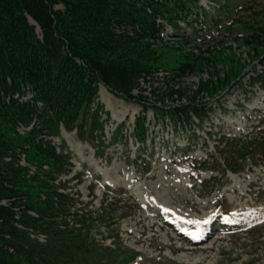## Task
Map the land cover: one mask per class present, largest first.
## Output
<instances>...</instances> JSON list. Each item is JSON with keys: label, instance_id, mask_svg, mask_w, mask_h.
<instances>
[{"label": "trees", "instance_id": "trees-1", "mask_svg": "<svg viewBox=\"0 0 264 264\" xmlns=\"http://www.w3.org/2000/svg\"><path fill=\"white\" fill-rule=\"evenodd\" d=\"M262 1L221 4L220 13L208 22L221 32L197 45L191 42L196 30L183 35L177 23L183 19L192 25L188 19L197 0H0V264L127 261L130 250L112 225L140 205L123 188L105 187L96 208L91 199L84 201L71 184L83 175L72 174L71 150L52 138L62 128L75 130L103 154L107 119L102 114L108 112L98 100L100 84L143 109L152 106L157 116L193 123V113L201 125L210 106L197 97L220 96L243 73L241 57L225 42L244 46L249 63L263 60ZM159 19L174 27L178 41L165 38V23ZM173 51L182 60L170 67L167 54ZM158 71L167 72L160 77L165 88L153 91L158 103L150 104L141 82L159 78ZM191 73L200 78L189 101L165 105L176 93L182 97L178 84ZM251 81L264 88L263 67ZM135 89L141 91L135 95ZM145 120L142 114L136 118L133 133L143 146ZM220 132L213 150L196 161L197 168L217 173L201 182L205 188L219 180L218 174L250 170L264 161V116L241 133ZM190 135L197 142L198 135ZM203 144L208 146L206 139ZM94 189L91 183L90 196ZM248 227L263 233L264 219ZM39 234L46 236L44 242Z\"/></svg>", "mask_w": 264, "mask_h": 264}, {"label": "rangeland", "instance_id": "rangeland-1", "mask_svg": "<svg viewBox=\"0 0 264 264\" xmlns=\"http://www.w3.org/2000/svg\"><path fill=\"white\" fill-rule=\"evenodd\" d=\"M243 1L215 0V3L239 4ZM262 4L264 0L258 7ZM217 11H220L218 6ZM210 15L207 14V22ZM171 32V27L167 26V39L178 41L176 36H170ZM228 47L241 57L243 73L239 81L220 96L197 97L210 106L201 125L193 113V123L183 119L175 123L168 114L157 116L152 106L143 109L137 101L116 97L100 84L98 100L108 112L102 114V118L107 119L101 137L105 144L103 154H98L97 144L80 139L75 130L62 128L60 136L52 138L57 145L65 141L71 150L72 174H83L80 182L73 180L71 184L84 201L91 199V205L98 207L105 187H109L125 189L140 205L112 225L121 244L130 250L127 261L114 264H264V232H251L248 227L264 218V161L250 170H227L224 177L218 174L219 180L210 181L206 188L201 182L217 173L195 166L197 160L205 159L213 150L220 131L241 133L255 124L257 116H264V88L258 81H251L256 71L264 69V64L261 65L264 57L261 62L256 60L252 64L247 60L244 46L230 42ZM180 60L178 51L167 54L170 67ZM163 74L158 73L159 76ZM199 78L193 73L183 78L182 84H178L184 89L182 97L176 93L168 97L165 105L187 103ZM163 88L165 85L160 78L141 84L150 104L158 103L153 91L161 92ZM140 91L135 89L134 94ZM141 114L145 115L148 134L144 146L133 134L134 122ZM190 133L198 135L197 142ZM203 139L208 146L203 144ZM91 183H95L93 196L89 194ZM182 229L200 232L205 239L194 244Z\"/></svg>", "mask_w": 264, "mask_h": 264}, {"label": "bare ground", "instance_id": "bare-ground-1", "mask_svg": "<svg viewBox=\"0 0 264 264\" xmlns=\"http://www.w3.org/2000/svg\"><path fill=\"white\" fill-rule=\"evenodd\" d=\"M30 21L31 22H33L34 23V21L32 20V19H30ZM103 98H104V101L107 103V98H106V95H105V93H104V95H103ZM115 114V113H114ZM165 221V220H164ZM168 222V221H167ZM188 225H189V223H188ZM190 225H193L192 223H190ZM191 227V226H190ZM194 229V228H193ZM204 229V228H203ZM183 231V230H182ZM206 232V231H205Z\"/></svg>", "mask_w": 264, "mask_h": 264}, {"label": "built area", "instance_id": "built-area-1", "mask_svg": "<svg viewBox=\"0 0 264 264\" xmlns=\"http://www.w3.org/2000/svg\"><path fill=\"white\" fill-rule=\"evenodd\" d=\"M41 239H43V236H41Z\"/></svg>", "mask_w": 264, "mask_h": 264}]
</instances>
